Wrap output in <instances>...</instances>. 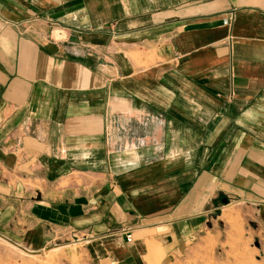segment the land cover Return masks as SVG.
I'll return each mask as SVG.
<instances>
[{"label": "crops", "instance_id": "crops-1", "mask_svg": "<svg viewBox=\"0 0 264 264\" xmlns=\"http://www.w3.org/2000/svg\"><path fill=\"white\" fill-rule=\"evenodd\" d=\"M219 199L264 240V0H0L3 238L162 264Z\"/></svg>", "mask_w": 264, "mask_h": 264}, {"label": "rangeland", "instance_id": "rangeland-1", "mask_svg": "<svg viewBox=\"0 0 264 264\" xmlns=\"http://www.w3.org/2000/svg\"><path fill=\"white\" fill-rule=\"evenodd\" d=\"M199 230L173 240L162 264H264V240L257 212L243 204L216 202ZM230 211L229 222L223 219ZM175 239V240H174ZM0 235V264H98L82 241L58 240L41 251H27Z\"/></svg>", "mask_w": 264, "mask_h": 264}, {"label": "built area", "instance_id": "built-area-1", "mask_svg": "<svg viewBox=\"0 0 264 264\" xmlns=\"http://www.w3.org/2000/svg\"><path fill=\"white\" fill-rule=\"evenodd\" d=\"M124 235H125L126 241L131 242V234L126 232V233H124Z\"/></svg>", "mask_w": 264, "mask_h": 264}, {"label": "water", "instance_id": "water-1", "mask_svg": "<svg viewBox=\"0 0 264 264\" xmlns=\"http://www.w3.org/2000/svg\"><path fill=\"white\" fill-rule=\"evenodd\" d=\"M223 203H226V200H224Z\"/></svg>", "mask_w": 264, "mask_h": 264}]
</instances>
